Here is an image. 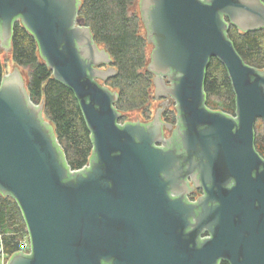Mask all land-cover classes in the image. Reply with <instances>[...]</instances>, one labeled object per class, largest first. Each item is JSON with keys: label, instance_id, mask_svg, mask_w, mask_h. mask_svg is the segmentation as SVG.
Here are the masks:
<instances>
[{"label": "water", "instance_id": "95a60500", "mask_svg": "<svg viewBox=\"0 0 264 264\" xmlns=\"http://www.w3.org/2000/svg\"><path fill=\"white\" fill-rule=\"evenodd\" d=\"M80 6L81 0H0V50H11L20 22L53 78L73 91L93 144L88 165L73 170L19 67L4 75L0 194L19 206L31 244L7 264H264V160L255 149L256 122L264 124V69L246 64L228 37L231 25L243 33L264 30V2L139 0L153 47L147 69L155 96L178 104L181 143L200 159L206 197L198 216L170 198L181 166L174 151L157 146L160 113L149 124L119 123V93L98 82L117 70ZM213 58L228 72L235 116L206 107ZM190 217L193 233L186 232ZM205 228L213 239L201 242Z\"/></svg>", "mask_w": 264, "mask_h": 264}, {"label": "trees", "instance_id": "16d2710c", "mask_svg": "<svg viewBox=\"0 0 264 264\" xmlns=\"http://www.w3.org/2000/svg\"><path fill=\"white\" fill-rule=\"evenodd\" d=\"M137 1L81 0L78 11L91 29L95 42L106 49L113 59L117 75L107 85L119 93L116 107L123 114L122 121L125 120L124 114L136 109L143 110L145 117L150 115L147 107L153 75L147 69L149 44L142 33L144 27L136 9ZM228 33L244 62L263 70L264 30L243 33L231 25ZM10 42L12 62L21 70L32 101L39 105L44 103V116L52 125L70 167L73 170L82 169L90 161L93 144L73 91L53 78L52 71L40 57L35 37L20 22L15 23ZM5 74V63L0 54V83ZM205 76V92L209 98L234 103L232 83L220 61L213 58ZM26 232L17 203L11 197L0 194V233L9 254L17 251L18 241Z\"/></svg>", "mask_w": 264, "mask_h": 264}, {"label": "flooded vegetation", "instance_id": "af4514ba", "mask_svg": "<svg viewBox=\"0 0 264 264\" xmlns=\"http://www.w3.org/2000/svg\"><path fill=\"white\" fill-rule=\"evenodd\" d=\"M138 3L136 5V9L139 8ZM107 67L108 66H101L100 69L105 70L107 69ZM111 79H109L108 81H110ZM108 81L103 82L101 80H98V82L101 83V85L109 87L107 85ZM165 82L167 86H171V82L168 81L167 77H165ZM150 92H151L150 102L148 103V107H147L148 108L147 110L150 112V115L147 117L143 116V119H140L139 121H129V120L122 121L123 114L121 113L122 118L120 119L119 123L122 125L127 122H141L144 124H149L154 121V118L157 115V113L158 112L160 113L162 130H163L162 131L163 143H160L157 146L161 148H165V150L174 151L179 157L180 166H181L180 173L176 174L174 185L169 187L170 198L172 201H178V200L184 201L187 207L192 208L194 214L198 216L201 211L199 209L200 201L201 199L206 197V189L205 186L203 185V182L201 181L200 178L201 176L199 173L200 159L192 154L189 155L181 143L180 133L182 130H179L180 120L178 117L179 113L177 110L178 104H176L175 100L170 96L163 95L160 96L159 98H156L154 85H153V91L151 90ZM210 99L211 98L207 96L206 107L210 111L212 112L219 111L226 113L230 116H235V110H236L235 99L233 104L229 102H225V105H221L220 108L212 106L211 104L212 102ZM152 102L156 104L155 107L153 106ZM258 121L256 122V124L258 123ZM255 149L256 152L259 154V156H261V158L264 160V142H262V138H260L259 135L257 134L256 125H255ZM231 186H234V183H232ZM190 223H191V227L187 228L186 231L187 233H193L195 231V228L192 226L196 224V218L190 217ZM198 233H200L199 240L201 242L205 240L213 239V231L211 229L205 228L200 232L198 231ZM218 264H230V263L226 260H220Z\"/></svg>", "mask_w": 264, "mask_h": 264}, {"label": "rangeland", "instance_id": "374dc122", "mask_svg": "<svg viewBox=\"0 0 264 264\" xmlns=\"http://www.w3.org/2000/svg\"><path fill=\"white\" fill-rule=\"evenodd\" d=\"M138 1H137V3H138ZM137 11H138V13L140 15L139 8H137ZM142 33L144 35H146V32H145L144 29L142 30ZM152 48L153 47L151 45H149V47H148V54H149L148 64L150 62V54H151ZM0 54H1V57L3 58L4 63H5L6 72L7 73L12 72L16 66L12 62V59H11V56H10V51L1 49L0 50ZM23 73L26 74V71L24 70ZM152 91H153V88H152ZM210 100L212 102L211 103L212 106L217 107V108H220L221 105L225 102V101H221L220 99L215 98V97H212ZM152 104H153L154 107L156 106V104L154 102H152ZM142 111L143 110H137L136 109V110H133V111L128 112L127 114H124L125 120H129V121H139L140 119H143V115H142L143 113H142ZM44 118L46 119L45 116H44ZM256 126H257V134L259 135L260 138H262V142H264V124H263V122L262 121H258V123L256 124ZM23 237L24 236L22 235L20 237V239H22Z\"/></svg>", "mask_w": 264, "mask_h": 264}, {"label": "built area", "instance_id": "2783aa9c", "mask_svg": "<svg viewBox=\"0 0 264 264\" xmlns=\"http://www.w3.org/2000/svg\"><path fill=\"white\" fill-rule=\"evenodd\" d=\"M22 235L24 237L22 239H19V241H18V247L19 248L17 249V251L29 253V251L31 249L30 248L31 247L30 237H29L30 234H28V231H27L26 233H24ZM11 256H12V254H9L6 250V246L4 243L3 236L0 233V264H7Z\"/></svg>", "mask_w": 264, "mask_h": 264}]
</instances>
